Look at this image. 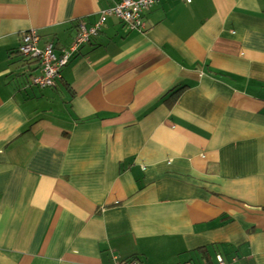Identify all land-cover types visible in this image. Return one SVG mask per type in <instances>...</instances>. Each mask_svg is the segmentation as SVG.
Segmentation results:
<instances>
[{"label": "crops", "instance_id": "0c3cea01", "mask_svg": "<svg viewBox=\"0 0 264 264\" xmlns=\"http://www.w3.org/2000/svg\"><path fill=\"white\" fill-rule=\"evenodd\" d=\"M121 1L0 0V264H264V0L109 17L33 85L24 34L60 56Z\"/></svg>", "mask_w": 264, "mask_h": 264}, {"label": "built area", "instance_id": "2783aa9c", "mask_svg": "<svg viewBox=\"0 0 264 264\" xmlns=\"http://www.w3.org/2000/svg\"><path fill=\"white\" fill-rule=\"evenodd\" d=\"M161 0H123L114 7L101 13L98 21L88 26L85 20L77 23V34L70 39L69 44L63 49L60 56L54 53L52 43H47L44 49L38 48L39 36L36 31H30L23 35L18 54L24 58L37 60L40 64V75L33 78L32 83L39 89H47L54 86L60 78L63 68L71 58L78 53L79 48L97 37L103 25L109 17L118 19L129 31H140L144 29L141 16L145 10L158 4ZM186 4L190 0H181ZM217 264H224L221 257H217ZM119 264H140L129 261Z\"/></svg>", "mask_w": 264, "mask_h": 264}, {"label": "trees", "instance_id": "16d2710c", "mask_svg": "<svg viewBox=\"0 0 264 264\" xmlns=\"http://www.w3.org/2000/svg\"><path fill=\"white\" fill-rule=\"evenodd\" d=\"M122 23V22H121ZM123 24V23H122ZM182 89H180L179 91H176V93H175V96H176V94H178L180 91H181ZM175 98V97H174Z\"/></svg>", "mask_w": 264, "mask_h": 264}]
</instances>
